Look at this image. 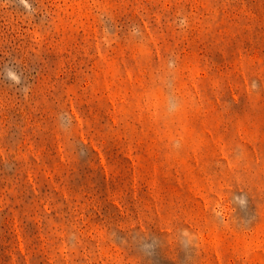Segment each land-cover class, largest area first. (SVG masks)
<instances>
[{"label": "rangeland", "instance_id": "374dc122", "mask_svg": "<svg viewBox=\"0 0 264 264\" xmlns=\"http://www.w3.org/2000/svg\"><path fill=\"white\" fill-rule=\"evenodd\" d=\"M0 264H264V0H0Z\"/></svg>", "mask_w": 264, "mask_h": 264}, {"label": "clouds", "instance_id": "9594fccd", "mask_svg": "<svg viewBox=\"0 0 264 264\" xmlns=\"http://www.w3.org/2000/svg\"><path fill=\"white\" fill-rule=\"evenodd\" d=\"M179 109V105H170L169 106V112H175Z\"/></svg>", "mask_w": 264, "mask_h": 264}]
</instances>
